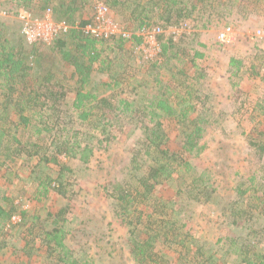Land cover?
Wrapping results in <instances>:
<instances>
[{
    "label": "rangeland",
    "instance_id": "374dc122",
    "mask_svg": "<svg viewBox=\"0 0 264 264\" xmlns=\"http://www.w3.org/2000/svg\"><path fill=\"white\" fill-rule=\"evenodd\" d=\"M60 1L44 3V0H31L33 7L30 10L34 17L43 16L49 9L53 11L55 4ZM101 1L77 0L79 6L75 7L85 9L80 17L87 20L94 15L95 7ZM19 2L0 0V32L6 35L10 46L23 43L31 49L33 44L28 42L23 32L25 23L19 15L22 9L18 6ZM215 4L217 6L214 9L208 5L201 7L200 4V13L196 11L181 23L189 25L190 32L167 36L173 42H178L185 52L181 54V50L178 53L180 56L170 58L167 62L166 57L161 58L156 68H152L151 62L142 58L143 53L136 50L139 46L135 47L133 43L127 46L130 49L135 47L134 54L129 52L124 57L117 51L110 54L113 62L111 70L120 82L117 89L110 93H116V106L121 100H126L138 108L140 98H143L140 92L166 99L186 76L185 83L193 92V98L188 100L186 106L189 104L196 109L189 117L202 116L211 122L205 127L201 141L205 150L199 157L187 159L192 168L185 177L187 180L182 182L175 175L176 182L172 179L162 181L143 202L136 201L130 207L136 208L142 215L144 232L154 236L159 234L154 251L162 256L158 259L162 264H247L257 260V255H264L261 245L264 235V118L258 124L254 117L256 112H253L257 100L255 91L264 86V0L258 4H251L247 0H240L235 5ZM135 8L128 9L121 3L110 7L113 24L122 32L132 35L138 26L130 18V12ZM140 11L137 9L136 15ZM52 15L50 22L63 21L57 19L54 13ZM152 15L155 16L153 21L166 24L164 20H159L156 12L149 14V17ZM203 24H207V27ZM227 27L233 29L232 41L229 43L218 38L219 33ZM45 31L49 30L45 28ZM44 49L49 61L53 62L49 47L45 46ZM196 51L204 56L196 59ZM169 55L176 56L171 51ZM232 58L241 61L242 66H231ZM169 67L175 68L176 74L183 72H179L174 79L167 70ZM124 72L128 77L126 79L121 76ZM95 79L97 84L100 80L114 82L106 73H96ZM135 79L143 80L145 87L135 89ZM163 92L166 94L162 95ZM180 100L175 98L173 102ZM68 102L70 105L71 100L67 99L65 104L68 105ZM181 110L176 118H163L169 137L167 144L172 152L182 149L180 131L173 123V119L180 117ZM129 114H122L117 109L110 115L109 119L113 122L120 120V123L117 129L112 130L109 144L99 146L97 141L90 143L88 147L91 148L85 150L81 159L60 156V162L66 163L73 172H65L63 178V181L70 183V195L75 194L71 199L51 190L48 198L38 201V183L33 173V166L37 162L24 154L6 160L7 153L1 149L0 160L6 162L7 167H2L0 175V204L7 208L8 200L13 203L18 200L21 204L18 211L25 209L24 214L27 215V220L26 216L24 219L26 225L36 223V217L39 216L45 229L53 227L54 218L49 217V213L55 216L59 209L68 208L65 229L69 235L65 244L72 250L74 258L79 261L90 258L96 264H140L131 254V228L117 215L118 207L112 192L116 185H122L124 180L133 176V169L129 171V166L133 168L135 165L130 164L132 154L129 156V153L134 148V140L140 139L142 131L131 124ZM35 139L34 136L33 141ZM40 170L53 178L58 175L53 164L43 165V169L38 168L37 171ZM141 170H134L133 174L141 173ZM145 171L146 167L143 168ZM200 179L205 180V194L198 197L199 200L181 191V188L185 191L192 180ZM244 190L246 193L241 194L240 191ZM164 203L169 206L167 211L162 208ZM152 215H155L154 218ZM154 222L155 225L150 228L148 224ZM159 223L160 227L156 230ZM14 229H18L17 233L9 236V245L0 251V264L26 261L27 256L17 252L23 249L28 240H33L35 248L39 249L32 257V264L59 263L56 257H49L40 237L27 235L26 226ZM167 233L169 236L164 239ZM11 247V251L7 250ZM198 248H201L203 255L194 254Z\"/></svg>",
    "mask_w": 264,
    "mask_h": 264
},
{
    "label": "trees",
    "instance_id": "16d2710c",
    "mask_svg": "<svg viewBox=\"0 0 264 264\" xmlns=\"http://www.w3.org/2000/svg\"><path fill=\"white\" fill-rule=\"evenodd\" d=\"M53 1L55 0H44V3ZM103 1L109 7H115L118 3L126 5L128 9L136 7L130 12V18L136 21L138 26L130 37L119 35L104 39L73 28L49 44L40 42L31 45L32 47L29 49L23 43H14L13 46H10L6 35L0 32V150L7 153L5 154L7 155L6 160L24 154L31 161L37 162L33 166V173L35 181L38 183L36 191L38 201L48 198L51 190L71 199L75 194L70 195V183L63 181L65 172L70 169L66 163L60 162V156L81 159L85 150L91 148L88 147L90 143L97 141L99 146L104 143L109 144L112 130L117 129V124L120 123V120L113 122L112 119H109L110 115L117 109L121 110L122 114L130 113L131 124L142 132L139 135L140 139L134 140V148L129 153V156L132 154L130 164L135 165L133 168L129 166V171L133 169V176L129 177L131 179L124 180L122 185H116L117 187L112 191L115 205L118 207L116 213L122 218V222L131 228L129 245L132 256L140 264H162V262H158L162 256L154 251L155 241L160 237L159 234L154 236L144 232V226L142 227L141 224L142 215L138 212L139 210L130 209V207L136 201L143 202V199L150 195L162 181L172 179L171 181L176 182L175 175H178V179L182 182L187 180L185 177L192 171L187 159L199 157L205 150L206 147L201 144V141L205 127L211 125V122L204 120L202 116L199 118L189 117L190 113L195 112L196 109L189 104L186 106L188 100L193 98V92L185 83L186 76H183L185 78L180 81V85L172 90L166 99H159V95H151L152 93L140 92L143 98H140L141 103L137 106L138 108L126 100H121L119 106H116V93H110L117 89L120 82L118 78L114 77L113 70H111L113 62L110 54L116 51L121 57L129 52L134 54L133 48L143 44V38L138 35V31L144 27L156 26L161 23L153 21L155 16L149 17V14L156 12L159 15V20L165 21L166 24H161L164 27L180 26L196 11L200 13L198 7L200 4L201 7L208 5L214 9L217 6L216 2L219 5L228 3L235 5L240 0ZM247 1L251 4H258L263 0ZM244 3L247 2L244 1ZM147 5L151 7L148 8ZM18 6L28 11H31V7H33L31 0H20ZM75 6H79L77 0H61L60 3L55 4L53 13L57 19H62L72 25L78 23L82 27L87 26L93 16L84 20L82 16L80 17L82 15L80 13H83L85 9ZM137 9H141V11L136 15ZM229 12L225 11V13ZM203 26L207 27V24H203ZM159 41L161 43V58L166 57L165 62L170 58L180 56L178 53L181 50V54L185 52V49H181L180 44L173 42L170 37L159 36ZM132 43L135 47L128 48L127 44L131 45ZM45 46L49 47L53 62L47 58ZM174 50L176 51L174 52ZM170 51L172 55L176 56H170ZM203 56V53L195 52L196 59ZM146 61L151 62L152 68H156L161 59H146ZM234 64L242 66L241 61L232 58L230 65L234 66ZM167 70L171 72L173 78L179 72H183L179 71L176 74L173 67H169ZM96 73H106L114 82L105 83L100 80L97 84ZM121 76L125 79L128 78L126 72ZM134 81L137 84L135 89H142L146 85L143 80L135 79ZM129 83L131 82L129 81ZM165 94L163 92L162 95ZM175 98H181V100L173 102ZM67 99L71 100L70 105L69 102L68 105L65 104ZM179 109H182L180 117L173 119V123L180 131L179 140L182 149L172 152L167 144L169 137L164 128L166 120L163 118L172 119L179 113ZM148 116L149 118H144ZM34 136L35 141H33ZM47 164L54 165L58 174L56 178L50 174H44L41 170L37 171L38 168L43 169V165ZM3 166H6V162L0 160V175ZM144 167H146L145 172H143ZM134 170H141V173L133 174ZM204 185L205 180H192L187 189L183 191L181 188V191L198 199L205 194ZM240 193L244 194L246 190L240 191ZM8 204L7 208L0 204V251L9 245L7 242L9 236H15L17 233L18 229H14L15 227L26 226L27 235L40 237L49 257H56L59 263L96 264L90 258L80 259V261L74 258L71 254L72 250L65 244L67 235H69L65 229L69 214L68 208L59 209L55 216L49 213V217L54 218L53 227L45 229L42 228L39 216L36 217V223L26 225L27 222L24 219L26 216L27 220V215L24 214L25 209L21 212L18 211L17 208L21 207L18 200L14 203L8 200ZM167 207L169 206L166 203L162 206L165 211H167ZM20 216L21 218L16 221ZM154 216L152 215L153 218ZM161 223L156 226V230ZM154 225L155 222L148 224L150 228ZM168 236L167 233L164 239ZM12 248L7 250L11 251ZM37 251L39 249L35 248L34 241L28 240L23 249L17 252L19 255L27 256V260H22L19 264H32V257ZM201 253V248H198L194 254L196 256L203 255ZM256 257L257 260L249 261L247 264H264V255L260 254Z\"/></svg>",
    "mask_w": 264,
    "mask_h": 264
},
{
    "label": "built area",
    "instance_id": "2783aa9c",
    "mask_svg": "<svg viewBox=\"0 0 264 264\" xmlns=\"http://www.w3.org/2000/svg\"><path fill=\"white\" fill-rule=\"evenodd\" d=\"M53 11L48 10L47 14L43 16L37 15L34 17L31 11L26 9H21L19 15L21 20H23L25 33V38L30 44H39L44 42L46 44L51 43L53 40L64 36L71 29L82 30L86 34L93 35L98 38L109 39L113 36H125L130 37V32H122L113 24V19L111 18V9L105 4L104 1L98 2L95 7V13L92 20L87 26L82 27L78 23L70 24L66 21L50 22V18L53 17ZM53 19V18H52ZM45 28L49 30L45 31ZM185 31H191V28L187 24H182L180 26H167L164 27L161 24L156 26L144 27L138 31V35L143 38V44L136 48L140 53H143V57L147 60H160L161 59V43L159 41V36H176L185 33ZM233 33L232 27L224 28L219 33V40L223 42H231V34ZM176 39V38H174ZM261 245L264 248V235L262 238Z\"/></svg>",
    "mask_w": 264,
    "mask_h": 264
},
{
    "label": "crops",
    "instance_id": "0c3cea01",
    "mask_svg": "<svg viewBox=\"0 0 264 264\" xmlns=\"http://www.w3.org/2000/svg\"><path fill=\"white\" fill-rule=\"evenodd\" d=\"M255 94H257V100L254 103L253 112H256L254 117H256V120L259 122L258 124H260L263 122V120L260 119L264 118V86H261L260 89L255 91Z\"/></svg>",
    "mask_w": 264,
    "mask_h": 264
}]
</instances>
